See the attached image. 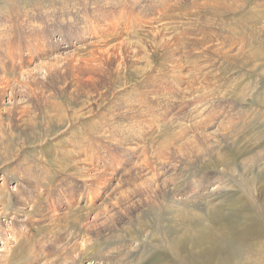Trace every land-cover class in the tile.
<instances>
[{
    "label": "rangeland",
    "instance_id": "rangeland-1",
    "mask_svg": "<svg viewBox=\"0 0 264 264\" xmlns=\"http://www.w3.org/2000/svg\"><path fill=\"white\" fill-rule=\"evenodd\" d=\"M132 1L0 0V264H264V0Z\"/></svg>",
    "mask_w": 264,
    "mask_h": 264
},
{
    "label": "bare ground",
    "instance_id": "bare-ground-1",
    "mask_svg": "<svg viewBox=\"0 0 264 264\" xmlns=\"http://www.w3.org/2000/svg\"><path fill=\"white\" fill-rule=\"evenodd\" d=\"M143 1H147L148 2L149 0H133L132 1V4H134V2H137V4H139L138 5V9H139ZM163 1H166V2L168 1L169 2V1H172V0H163ZM252 1H253V3H255V5H261V3H260L261 0H250V2H252ZM204 4H206L205 6L207 7V9H209L211 11L221 12V13H223L224 11H229L230 9H232V6H230V5H223V4H220L218 2L216 4L213 3V2H207V3H204ZM249 11H250V13H255L256 14V16L252 14L253 15V18L252 19H250V20H249V18L247 19V20H249L248 23L250 24L249 27H248V30H249L250 34L253 33L255 35V31L254 30L256 28H258V32L260 31V33H262L264 35V10H261L259 12H256L255 10H253V7H252V9L251 10H248V12ZM252 15L250 14L251 17H252ZM242 22L245 23V21H242ZM240 24H242V23L240 22ZM238 26H240V25L238 24ZM255 26H256V28H255ZM261 41H262V44H264V37L262 38ZM185 47H187V49H188V47L190 49H196L191 44L188 45V46H185ZM208 47L209 46H207L206 44L204 45V49H207ZM200 51H203V50H200ZM154 70H156V67L154 69H152V71H154ZM4 91L5 90H1L0 89V95H1V97L3 95H5L4 94L5 93ZM197 92H198V90H194L195 97L194 98L189 97L187 99L189 101V111H190V113H189V117L188 118L183 119L184 122H182V126L180 125V127L182 128V130H181L182 133H180V134L184 136V135H187L188 133L191 132V135H189V136L191 138L193 137L194 139H196V138L203 139L204 137L208 136L209 134H213V135H216V136L217 135H221L222 133L219 130V125H216L215 122H214L215 114H214L212 108L210 107V106H214L215 105L214 101L208 99V97H206L207 95H204V97H202ZM164 93H165V96H167V95L170 94V92H168V91H164ZM222 116H226V114L225 113H222ZM167 143L168 142L163 143L162 146L160 147V149L158 151V157H160V156L161 157H164L165 156V154H164L165 151L168 152L169 146H168ZM207 148H208V146H206V149ZM147 163H149V162L147 161ZM147 163H146L145 170H143V171H149V168L147 166L148 165ZM163 164H164V167H167V170H169V165L167 164V162L164 161ZM204 184H206V183H204ZM212 185H214V184L211 183V184H208L207 186H204L203 185L202 186V189L204 190V187H205V189L208 190V189L211 188ZM97 190L100 191V187L97 188ZM149 192L150 191H148L147 189H144L143 190V194L146 195V196L149 194ZM148 197H150V194H149ZM7 243L8 242H6V244Z\"/></svg>",
    "mask_w": 264,
    "mask_h": 264
}]
</instances>
